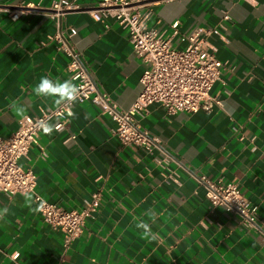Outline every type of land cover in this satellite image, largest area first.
Here are the masks:
<instances>
[{"label": "crops", "instance_id": "obj_1", "mask_svg": "<svg viewBox=\"0 0 264 264\" xmlns=\"http://www.w3.org/2000/svg\"><path fill=\"white\" fill-rule=\"evenodd\" d=\"M51 2L0 0L1 135L57 106L33 87L44 75L72 79L71 56L52 38L61 28L75 29L68 46L119 107L129 108L141 92L144 64L128 31L86 10L99 0H79L84 9L59 21L46 11ZM140 10L165 35L173 24L179 36L221 26L222 37L210 38L225 64L211 91L221 104L175 114L151 104L141 124L159 145L148 153L122 145L110 116L90 100L77 101L76 117L51 135L41 132L20 164L35 171L36 191L50 202L79 209L100 191L98 209L66 245L63 232L30 211L24 193H1L0 209L9 213L0 219V264H12L13 254L21 264H264V0H144ZM174 43L184 44L178 36ZM13 101L24 106L23 116ZM203 178L236 183L257 207L258 224L214 207ZM149 210L158 214L154 224ZM139 220L157 240L141 238Z\"/></svg>", "mask_w": 264, "mask_h": 264}, {"label": "built area", "instance_id": "obj_2", "mask_svg": "<svg viewBox=\"0 0 264 264\" xmlns=\"http://www.w3.org/2000/svg\"><path fill=\"white\" fill-rule=\"evenodd\" d=\"M143 3L144 0H99L97 6L86 8L94 19L106 25L108 19L112 18L123 26L128 31L134 53L144 64L140 79L141 92L127 109L119 107L98 88L79 55L68 46L69 38L75 34L73 27L61 28L52 38L60 41V47L71 56L68 69L72 78H75L74 82L81 88L78 102L90 100L102 113L110 116L116 122L113 134L122 145L141 147L149 153L154 147H158L159 140L141 124V118L148 107L157 103L168 114L211 110L215 104H221V100L212 95L211 91L221 79L225 64L218 56V46L210 40L211 37H222L220 25L198 27L179 36V31L173 24V31L165 35L148 24V16L143 15L140 10ZM80 9L84 8L79 0H52L46 11L52 19L59 21L68 12ZM18 16L15 13L12 17L16 19ZM223 18L228 19L229 15L226 13ZM177 36L184 43L182 46L174 43ZM68 110V105H57L41 115L25 116L10 135L0 134V194L12 196L16 193H31L34 197H42L47 203L40 212L41 217L52 229L64 233L66 245L82 233L87 218L97 211L101 192H94L91 199L79 209H66L50 202L36 191L37 175L32 168L22 167L20 159L28 154L31 145L43 132L38 122L55 119L54 125L57 130H61ZM201 183L205 187L207 199L214 207L223 206L239 213L248 226L258 224L257 207L236 183L207 178H203ZM12 260V264H21L17 254L12 255Z\"/></svg>", "mask_w": 264, "mask_h": 264}, {"label": "clouds", "instance_id": "obj_3", "mask_svg": "<svg viewBox=\"0 0 264 264\" xmlns=\"http://www.w3.org/2000/svg\"><path fill=\"white\" fill-rule=\"evenodd\" d=\"M75 78L53 80L47 75L41 76L38 83L33 87V92L37 97L51 99L56 105H68L69 110L67 112L68 117H76V113L71 110V105L75 104L80 99L81 88L74 82ZM11 107L15 110L18 116H23L25 108L18 102L13 101ZM38 126L41 128L45 135H51L54 130H57V126L47 121L41 120L38 122ZM26 205L33 213H40L45 209L46 201L42 197H34L29 193H24ZM9 213V209L4 207L0 209V219ZM148 216L151 224H154L157 220V213L153 210H149L145 213ZM151 224L144 220L135 222V228L141 230L140 235L142 239L147 241H155L158 239V233H154L151 228Z\"/></svg>", "mask_w": 264, "mask_h": 264}]
</instances>
